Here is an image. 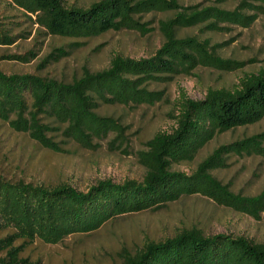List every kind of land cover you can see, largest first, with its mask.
<instances>
[{"label": "trees", "instance_id": "16d2710c", "mask_svg": "<svg viewBox=\"0 0 264 264\" xmlns=\"http://www.w3.org/2000/svg\"><path fill=\"white\" fill-rule=\"evenodd\" d=\"M9 1L35 15L47 32L65 37H91L121 29L145 34L150 28L136 15L179 7L175 0H97L88 7L68 6L63 0ZM209 20L215 27L221 22L248 26L254 16L211 6L177 13L160 23L164 41L152 56L135 59L116 55L106 69L84 70L71 82L0 71V121L27 132L53 151L62 148L48 132L59 126L40 122L39 114L63 124V134L84 147L93 148V138L108 133L120 136L122 126L97 113L100 104H151L162 95L147 90L148 82L163 81L178 72L188 74L198 65L225 67L206 40L176 36L177 27ZM10 41L0 31V43ZM64 53L59 50L53 58ZM177 109L173 129L159 132L147 142L148 149L141 154L146 173L139 182L105 179L80 191L68 184L45 187L0 178V230H10L0 238V251H5L0 264H40L20 256L36 238L56 243L69 234L91 233L117 216L157 210L191 194L259 218L264 192L252 197L234 194L210 170L224 165V153L264 155V132L221 145L191 174L171 167L192 161L216 133L254 124L264 117V72L245 76L232 90L209 89L202 99L181 93ZM16 240L22 243L15 245ZM120 259V264H264V241L256 243L226 233L205 235L190 228L163 240L148 241L135 252L123 250Z\"/></svg>", "mask_w": 264, "mask_h": 264}, {"label": "rangeland", "instance_id": "374dc122", "mask_svg": "<svg viewBox=\"0 0 264 264\" xmlns=\"http://www.w3.org/2000/svg\"><path fill=\"white\" fill-rule=\"evenodd\" d=\"M68 6L88 7L97 0H63ZM179 7L170 11H150L135 18L150 28L145 34L136 29L109 30L91 37H65L45 30L33 14L9 0H0V31L11 38L0 43V71L6 74L31 73L62 82H71L84 70L106 69L116 55L135 59L150 57L160 48L163 20L177 13L204 7L254 16L248 26L210 20L176 28L177 37L194 36L206 40L225 67L198 65L190 73L178 72L163 81H150L145 87L161 93L160 100L141 104H100L97 113L114 118L123 133L93 138V148L81 146L63 134V124L39 114L42 123L59 126L48 136L62 150L53 151L32 139L27 132L0 121V178L54 187L68 184L86 191L99 180L115 183L143 179L146 167L141 154L157 133L171 131L181 93L202 99L209 89L239 86L249 74L264 72V1L259 0H175ZM244 3L252 6L243 5ZM59 50L65 53L56 59ZM52 55V56H51ZM264 132V117L258 122L216 133L190 162L172 164V169L193 173L214 150L256 133ZM224 165L211 174L237 195L252 197L264 192V155H222ZM197 228L205 235L218 233L243 236L252 242L264 241V210L259 218L217 204L201 194H191L157 210H142L117 216L87 234H69L56 243L36 238L20 256L40 264H120L123 250L135 252L148 241L172 237L183 229ZM10 230H0L4 238ZM22 243L16 240L15 245ZM5 251H0V258Z\"/></svg>", "mask_w": 264, "mask_h": 264}]
</instances>
